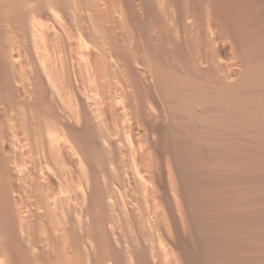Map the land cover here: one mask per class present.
Returning <instances> with one entry per match:
<instances>
[{"label": "bare ground", "instance_id": "6f19581e", "mask_svg": "<svg viewBox=\"0 0 264 264\" xmlns=\"http://www.w3.org/2000/svg\"><path fill=\"white\" fill-rule=\"evenodd\" d=\"M257 10L0 0V264H264Z\"/></svg>", "mask_w": 264, "mask_h": 264}, {"label": "rangeland", "instance_id": "374dc122", "mask_svg": "<svg viewBox=\"0 0 264 264\" xmlns=\"http://www.w3.org/2000/svg\"><path fill=\"white\" fill-rule=\"evenodd\" d=\"M244 1V0H243ZM245 2H247L248 4H249V6H253V8L255 9H258L257 10V13H258V15H259V18H256V19H258V20H256V21H260L259 23L262 25V27L264 28V23H263V21H262V19H261V17H263V19H264V0H245ZM251 4V5H250ZM255 4H256V6H255ZM261 9V10H260ZM261 15H263V16H261ZM262 21V22H261ZM259 24V25H260ZM222 55L225 57V58H229L230 57V55H231V53H230V47H226V48H224L223 49V51H222ZM187 226V225H186ZM189 226V228H186V230L184 231V233L186 234V236H185V238H184V240H183V242L185 243V246H186V248H188L187 250H186V256H187V258H188V260L189 261H187L186 263H188V264H201V262H202V256L204 255L203 254V252H204V248H203V246H202V248H201V246H200V242H198V239H197V237H196V234L193 232L194 230H193V228L192 227H190V225H188ZM187 226V227H188ZM192 232H191V231ZM190 231V232H189ZM193 233V234H192ZM194 235V236H193ZM194 238V239H193ZM187 239V240H186ZM186 241V242H185ZM188 242V243H187ZM199 243V244H198ZM189 244V245H188ZM196 244V245H195ZM188 245V246H187ZM190 247V248H189ZM198 248V249H197ZM188 251V252H187ZM190 252V253H189ZM194 252V253H193ZM192 254V255H191ZM190 255V256H189ZM202 255V256H201ZM197 257H199L198 259H197ZM196 258V259H195ZM200 259V260H199ZM193 260V261H192ZM195 260V261H194ZM197 260V261H196ZM193 262V263H192Z\"/></svg>", "mask_w": 264, "mask_h": 264}]
</instances>
